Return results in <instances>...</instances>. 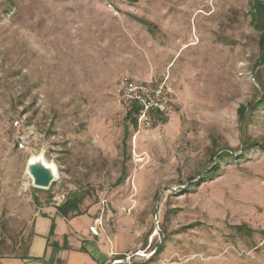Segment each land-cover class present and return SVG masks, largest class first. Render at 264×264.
Segmentation results:
<instances>
[{"label": "rangeland", "instance_id": "rangeland-1", "mask_svg": "<svg viewBox=\"0 0 264 264\" xmlns=\"http://www.w3.org/2000/svg\"><path fill=\"white\" fill-rule=\"evenodd\" d=\"M255 5L264 10V0H0V218L76 200L78 214L102 219L116 264H264ZM122 77L165 81L167 117L132 127L115 94ZM42 150L58 169L50 191L24 176Z\"/></svg>", "mask_w": 264, "mask_h": 264}, {"label": "crops", "instance_id": "crops-1", "mask_svg": "<svg viewBox=\"0 0 264 264\" xmlns=\"http://www.w3.org/2000/svg\"><path fill=\"white\" fill-rule=\"evenodd\" d=\"M61 206L41 199L18 204L13 215L0 218V264H116L118 253L106 241L105 227L94 237L88 229L95 218Z\"/></svg>", "mask_w": 264, "mask_h": 264}, {"label": "built area", "instance_id": "built-area-1", "mask_svg": "<svg viewBox=\"0 0 264 264\" xmlns=\"http://www.w3.org/2000/svg\"><path fill=\"white\" fill-rule=\"evenodd\" d=\"M115 94L118 103L134 109L135 128L138 131L151 129L157 118H166L168 115L167 108L171 91L166 86L165 81L160 83L152 81L139 82L130 77H122L116 85ZM20 122V120L15 121L14 126L22 127ZM29 131L30 129L27 126L25 130H22L23 135L18 136L16 142L19 151L28 150ZM58 203L62 202L58 201ZM58 203L57 206H59ZM102 227V219L96 218L88 231L92 236L99 237L101 235L99 230Z\"/></svg>", "mask_w": 264, "mask_h": 264}, {"label": "water", "instance_id": "water-1", "mask_svg": "<svg viewBox=\"0 0 264 264\" xmlns=\"http://www.w3.org/2000/svg\"><path fill=\"white\" fill-rule=\"evenodd\" d=\"M24 176L28 177L31 188L38 191H50L59 180L57 166L45 160L43 150L37 156L31 155L28 158Z\"/></svg>", "mask_w": 264, "mask_h": 264}, {"label": "trees", "instance_id": "trees-1", "mask_svg": "<svg viewBox=\"0 0 264 264\" xmlns=\"http://www.w3.org/2000/svg\"><path fill=\"white\" fill-rule=\"evenodd\" d=\"M263 9L258 6V5H255L254 6V9H253V13L252 15L254 16V18L257 20V22H259V24L263 23L262 21V18H261V15H263L264 13V10L262 11ZM260 24V25H261ZM260 28V27H259ZM261 28H264V26H261ZM263 42V41H262ZM125 119L129 122V124L135 128V111L133 108H128V112L126 113V117ZM124 135H126V132H124ZM126 137V136H125ZM124 137V138H125ZM126 144L123 142L122 143V146H125ZM125 153H126V147H123V156L125 157ZM219 170V167L218 165L213 169L211 170V172L207 175V177H212L214 176L215 173H217ZM78 203L79 201H76V200H73V201H67L65 202L64 204H62V206L60 207L61 209H64L65 211L67 212H74V213H79L78 212Z\"/></svg>", "mask_w": 264, "mask_h": 264}, {"label": "bare ground", "instance_id": "bare-ground-1", "mask_svg": "<svg viewBox=\"0 0 264 264\" xmlns=\"http://www.w3.org/2000/svg\"><path fill=\"white\" fill-rule=\"evenodd\" d=\"M27 177V176H26ZM28 178V177H27Z\"/></svg>", "mask_w": 264, "mask_h": 264}]
</instances>
